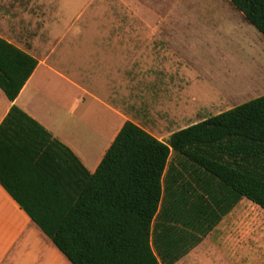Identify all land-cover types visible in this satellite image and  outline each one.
<instances>
[{
	"label": "trees",
	"instance_id": "1",
	"mask_svg": "<svg viewBox=\"0 0 264 264\" xmlns=\"http://www.w3.org/2000/svg\"><path fill=\"white\" fill-rule=\"evenodd\" d=\"M228 1L264 37V0ZM36 65L0 37L8 100ZM0 185L70 264H176L242 199L264 211V95L165 141L125 121L93 172L12 106Z\"/></svg>",
	"mask_w": 264,
	"mask_h": 264
},
{
	"label": "crops",
	"instance_id": "2",
	"mask_svg": "<svg viewBox=\"0 0 264 264\" xmlns=\"http://www.w3.org/2000/svg\"><path fill=\"white\" fill-rule=\"evenodd\" d=\"M121 29L125 30L116 32L128 35L108 36L88 51L74 52L75 63H84L80 67L88 71L86 75L79 72L76 64L71 73L64 71L60 56L40 59L28 45L13 42L0 33V37L37 60L13 101L0 89V124L10 108L17 107L93 172L125 121L165 141L174 131L156 130L194 125L210 117L204 112L225 101L223 93L200 90L202 74L210 70V65H224L225 57L216 54V49L209 50L202 36L177 34V30L195 29L194 26L140 25ZM86 77L90 87L79 83ZM60 82L76 87L79 95L66 103ZM99 88L103 89L102 97ZM90 104L103 122L100 128H93V134L82 129L78 115L81 108L90 109ZM108 128L113 130L110 138L103 134ZM99 137L104 140L98 142ZM210 233L197 247L210 239ZM0 264H70L1 185Z\"/></svg>",
	"mask_w": 264,
	"mask_h": 264
},
{
	"label": "rangeland",
	"instance_id": "3",
	"mask_svg": "<svg viewBox=\"0 0 264 264\" xmlns=\"http://www.w3.org/2000/svg\"><path fill=\"white\" fill-rule=\"evenodd\" d=\"M140 25L194 26L177 34L202 36L209 50L224 55V65H210L202 74L200 90L223 93L225 101L203 115L211 117L264 95V37L228 0H0V33L28 45L40 59L60 56L63 70L69 73L76 64L74 52L88 51L108 36L128 35L116 32L125 30L121 27ZM60 83L66 103L79 95L76 87ZM79 83L90 87L87 77ZM98 93L101 96L103 89ZM92 107L78 113L82 129L91 134L103 124ZM111 132L104 130V137L110 138ZM103 140L99 137L98 142ZM176 264H264V211L242 199L212 230L208 241Z\"/></svg>",
	"mask_w": 264,
	"mask_h": 264
}]
</instances>
